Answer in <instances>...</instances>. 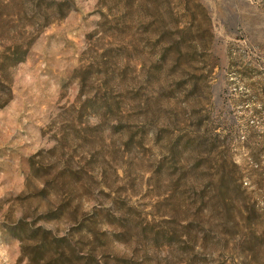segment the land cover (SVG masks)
I'll return each instance as SVG.
<instances>
[{
  "label": "rangeland",
  "instance_id": "1",
  "mask_svg": "<svg viewBox=\"0 0 264 264\" xmlns=\"http://www.w3.org/2000/svg\"><path fill=\"white\" fill-rule=\"evenodd\" d=\"M0 264H264V0H0Z\"/></svg>",
  "mask_w": 264,
  "mask_h": 264
},
{
  "label": "trees",
  "instance_id": "2",
  "mask_svg": "<svg viewBox=\"0 0 264 264\" xmlns=\"http://www.w3.org/2000/svg\"><path fill=\"white\" fill-rule=\"evenodd\" d=\"M61 9H63L62 7H61ZM62 11V10H61ZM65 11V10H64ZM69 11V9L67 10V8H66V11L64 12V16L63 17H65L66 15H67V12ZM251 161L253 162V164L255 163V164H257V165H260V163L262 162V158H261V154H255V155H253L252 157H251ZM237 166V165H236ZM258 170H252L251 171V173H250V175L251 176H253V175H260V172H258ZM250 176V177H251ZM244 177V176H243Z\"/></svg>",
  "mask_w": 264,
  "mask_h": 264
}]
</instances>
